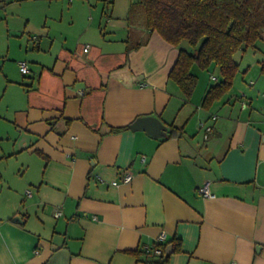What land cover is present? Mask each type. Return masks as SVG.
I'll return each mask as SVG.
<instances>
[{
  "label": "crops",
  "instance_id": "0c3cea01",
  "mask_svg": "<svg viewBox=\"0 0 264 264\" xmlns=\"http://www.w3.org/2000/svg\"><path fill=\"white\" fill-rule=\"evenodd\" d=\"M21 1L30 0H0V25L19 43L25 29L4 15ZM100 1L49 11L46 40L29 34L19 44L26 75L8 40L19 80L6 73L0 98V264H147L126 251L162 233L181 244L175 253L168 245L169 264H264V54L258 64L236 60L233 88L205 110L214 69L193 68L186 100L168 77L179 48L147 30L138 0H113L109 15ZM3 39L0 28L4 78ZM148 116L183 135L130 129ZM205 183L209 198L198 191Z\"/></svg>",
  "mask_w": 264,
  "mask_h": 264
},
{
  "label": "trees",
  "instance_id": "16d2710c",
  "mask_svg": "<svg viewBox=\"0 0 264 264\" xmlns=\"http://www.w3.org/2000/svg\"><path fill=\"white\" fill-rule=\"evenodd\" d=\"M103 2L105 14L109 15L113 0ZM136 5L144 13L147 30L157 32L179 48L168 77L186 100L192 98L198 84L193 68L202 71L212 67L219 69V80L207 89L201 100L205 110H210L233 88L239 72L236 54L249 47L255 48L264 32V0H138ZM184 42L193 50L184 46ZM131 50L127 48L128 53ZM261 71L264 72V60ZM126 130L129 126L112 128L111 132ZM183 133V127L170 125L165 138L179 137ZM169 244L173 245V253L181 250L180 241L172 239L126 252L138 259L144 257L147 264H169L171 254L166 253Z\"/></svg>",
  "mask_w": 264,
  "mask_h": 264
},
{
  "label": "rangeland",
  "instance_id": "374dc122",
  "mask_svg": "<svg viewBox=\"0 0 264 264\" xmlns=\"http://www.w3.org/2000/svg\"><path fill=\"white\" fill-rule=\"evenodd\" d=\"M78 1H81V0H77V2ZM100 2L101 1L98 0L99 8H100ZM51 4L52 6L51 5L49 6L48 2L44 0H30L26 3L25 2L23 3L21 1L20 6L14 5L10 7L8 10L7 16L4 15V17H6V19L9 21V24L11 25L13 29H15L16 31L17 30L22 31L24 28L25 31L23 32L24 34L23 42L19 43L20 42L19 36L13 39L8 38V33H6L7 32L6 20H3V22L0 25V28L4 30V39L2 40L3 41L2 44L4 43V78L3 76H0V98L2 95L3 84H4V89L6 85L5 84L6 82L5 75H7L6 73H9V76L11 77V79L19 80L18 66H16L15 68L13 65V62L5 59V52L7 50L8 40L10 39L12 40V42L16 44V52L18 53H22L19 44L23 47L25 45V42H27V38H29V34L40 35L41 38L46 40L45 35H46L47 27L45 26L46 25L45 23L46 21L47 23L52 21L50 16L49 17L47 16L49 11L51 15L54 12L57 14H60L61 10L67 9L70 6V3L67 2V0H60L56 2L52 1ZM143 17H144V13H143ZM143 19L145 21V18ZM137 37H142V34H138ZM137 37L135 36L132 37V40H131L132 44H135L136 42L139 41L138 40L139 38ZM28 43L30 46L32 45V41L31 42L28 41ZM183 45L186 46L188 49L193 50V48L187 42H184ZM23 54L24 53H22V55L19 57L20 59L19 61L20 62L24 61L30 66L28 56H25ZM263 54H264V32H262V39L256 43V47L247 48V51L245 53L239 52V54H236V60L242 65L245 64L246 62L251 63V61H253L255 64H258V61L263 58ZM0 57H2L1 50H0ZM1 63H3V60L0 59V64ZM195 68H196L195 70L197 71L198 67H195ZM212 69H214V71L211 74L220 77L219 69L217 67H212ZM23 80H25L26 82H30L29 78H24ZM27 88H29V86ZM3 106L4 105L1 106V111H0L1 113H4V109H2ZM7 128H8L7 123L5 121L4 122L0 121V130L1 131L4 130V134L7 133L6 131ZM6 144L7 143L4 142L2 146L4 147L6 146Z\"/></svg>",
  "mask_w": 264,
  "mask_h": 264
},
{
  "label": "water",
  "instance_id": "95a60500",
  "mask_svg": "<svg viewBox=\"0 0 264 264\" xmlns=\"http://www.w3.org/2000/svg\"><path fill=\"white\" fill-rule=\"evenodd\" d=\"M133 131H145L155 138H165L169 133V127L163 123L158 117H142L138 118L133 124L130 125ZM19 218H14L13 221H18ZM171 246L166 250V253H171Z\"/></svg>",
  "mask_w": 264,
  "mask_h": 264
},
{
  "label": "built area",
  "instance_id": "2783aa9c",
  "mask_svg": "<svg viewBox=\"0 0 264 264\" xmlns=\"http://www.w3.org/2000/svg\"><path fill=\"white\" fill-rule=\"evenodd\" d=\"M87 50H88V47H86L84 49L85 52H87ZM20 71H21L22 74H25V75L28 74L29 70L27 68L26 63H24V62H21L20 63ZM202 126H203V124H202ZM204 129H205V132H206L205 137L207 138L208 134L212 132V127L211 126H204ZM131 180H132V175L129 172L124 173V175L122 177V182L123 183H129ZM112 184L113 185H117L118 182L114 181ZM198 191L205 198H209L210 195H211L210 194L211 192H210V185H209V183H205L203 186H201L198 189ZM27 195L30 196V192H27ZM60 214H61L60 212H57L56 213V216L58 217V216H60ZM165 241H166V235H165V233H162L158 237V239H157L156 242H165ZM156 253L159 254V251H156Z\"/></svg>",
  "mask_w": 264,
  "mask_h": 264
}]
</instances>
